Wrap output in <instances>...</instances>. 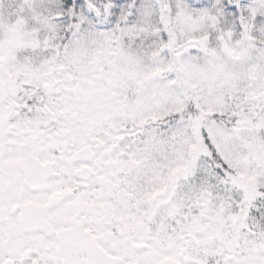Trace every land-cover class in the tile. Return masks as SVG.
I'll use <instances>...</instances> for the list:
<instances>
[{
  "label": "snow or ice",
  "instance_id": "6c2138e0",
  "mask_svg": "<svg viewBox=\"0 0 264 264\" xmlns=\"http://www.w3.org/2000/svg\"><path fill=\"white\" fill-rule=\"evenodd\" d=\"M0 264H264V0H0Z\"/></svg>",
  "mask_w": 264,
  "mask_h": 264
}]
</instances>
